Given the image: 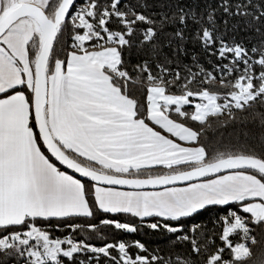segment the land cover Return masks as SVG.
Instances as JSON below:
<instances>
[{"label": "snow or ice", "instance_id": "1", "mask_svg": "<svg viewBox=\"0 0 264 264\" xmlns=\"http://www.w3.org/2000/svg\"><path fill=\"white\" fill-rule=\"evenodd\" d=\"M0 264H264V0H0Z\"/></svg>", "mask_w": 264, "mask_h": 264}]
</instances>
